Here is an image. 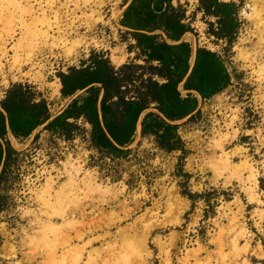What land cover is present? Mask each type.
Wrapping results in <instances>:
<instances>
[{"label":"rangeland","instance_id":"rangeland-1","mask_svg":"<svg viewBox=\"0 0 264 264\" xmlns=\"http://www.w3.org/2000/svg\"><path fill=\"white\" fill-rule=\"evenodd\" d=\"M234 1L239 25L231 41L208 33L207 20L195 11L198 0L173 1L185 9L195 32H190L194 43L183 39L192 48L217 52L231 78L213 96L196 97L197 108L172 122L179 136L176 148L167 150L153 135H141L144 115L158 112L153 105L119 156L94 146L83 118L73 122L69 138L41 126L17 139L23 147L11 143L15 152L0 179V264L76 259V264H264V0ZM9 2L0 0V42L5 39L8 48L17 43L24 59L32 18L17 9V17L6 22L14 9ZM44 2L63 23L79 25L75 38L85 36L68 57L63 48L55 49L37 80L23 76L3 85L0 75V100L12 84H29L56 113L69 101L60 97L57 73L80 66L91 51L103 52L116 67L120 63L113 56L121 64H145L136 57L135 39L120 24L129 0ZM13 55L10 51L9 62ZM178 89L188 93L182 84ZM47 240L59 243L55 259Z\"/></svg>","mask_w":264,"mask_h":264},{"label":"trees","instance_id":"trees-1","mask_svg":"<svg viewBox=\"0 0 264 264\" xmlns=\"http://www.w3.org/2000/svg\"><path fill=\"white\" fill-rule=\"evenodd\" d=\"M238 10L234 0H198L195 9L207 20L208 33L230 41L239 25ZM185 12L181 6L173 5L172 0H130L120 24L135 39L139 50L136 57H141L145 64L131 61L116 67L103 52L91 51L80 66L59 71L60 97L71 96L78 90L83 93L73 98L44 128L60 130L69 138L75 126L73 122L83 118L91 126L94 146L119 156L128 150L126 146L135 133L140 114L153 105L159 113L149 111L144 115L141 135H153L157 144L167 150L176 148L179 136L177 124L172 121L197 108L196 97L190 92L182 96L177 88L188 72L192 51L188 41L179 40L185 32L195 34ZM167 39L179 42L170 43ZM230 79L221 56L197 46L183 88L194 90L206 99L228 86ZM35 98L32 86L19 82L12 84L0 100L5 112L0 110V139L5 145L0 141V179L15 152L6 139L7 125L16 138H26L51 116L46 100ZM3 206L4 198L0 194V211Z\"/></svg>","mask_w":264,"mask_h":264},{"label":"bare ground","instance_id":"bare-ground-1","mask_svg":"<svg viewBox=\"0 0 264 264\" xmlns=\"http://www.w3.org/2000/svg\"><path fill=\"white\" fill-rule=\"evenodd\" d=\"M9 1H10L9 3L11 4L12 7H14V9L9 11L10 12L9 17L8 18L6 17L7 18L6 20L8 19L9 20L6 22L9 23L10 21L13 20V18L17 17L16 16L18 14L17 9H19L21 13H27L28 15H30L29 17L32 18L31 19L32 21H30V23L28 24L29 26L27 27L30 29L28 33L29 35H27L30 42H29V52L24 59L19 58L20 49H18L19 46L17 45V43L13 44L10 48H8L9 44L5 39H2L0 42V46H1L0 75H1V81L3 85H7L10 81L14 79L17 80L18 78L23 77V76L28 77L32 80L39 79V77L41 76L40 70L44 69V61H48L51 55H55L54 53L55 49L63 48L64 55L68 57L72 54L74 47L79 46V44L82 42V39L85 36L83 35L82 36L83 38L81 39L75 38V36L78 37V35H80L79 25H76L75 22L72 20L68 23L67 22L63 23L58 12L52 10V5H49L48 4L49 2L46 3L44 2V0H25V5H23L20 0H9ZM102 3L103 1H101L97 5L100 6ZM51 13H53V15H51ZM85 27L87 31H89L92 29V24H88L87 22ZM12 30H13V27H12ZM10 31H11V28H10ZM73 34L75 35L73 36ZM8 36L10 37V35ZM27 36L25 37L27 38ZM184 37H189L192 43L195 42L194 36L191 33L185 34ZM84 43L87 44L89 42L85 41ZM10 51L14 52L13 61L11 62L7 60ZM193 58H194V47H193L190 63H192ZM112 59L117 64L119 63L121 64L120 58L113 56ZM7 64L9 65L8 73H6L5 71V67ZM25 65H30L29 69L26 71L23 70ZM193 93L195 94L196 97L201 98L200 95L196 91H193ZM11 140L14 146L23 147V144H21V142H18V140L15 137H13V135L11 136ZM223 161H225L224 162L225 166L229 165L227 158H225ZM66 173L69 174L68 177L70 179L69 180L70 183L72 181L74 182L73 180L74 176H73L72 171H70V169H67ZM49 180L50 178L48 177L46 186H50ZM67 196H69V194ZM71 196L73 197L72 199L76 197L74 192L70 194V197ZM143 238L144 239H143V242L141 243V247L145 248L146 247V236ZM58 246H59L58 242L51 241V240L46 241V248H47L48 254L50 253L51 256L54 257L53 259H55ZM76 263H77V259L70 262V264H76Z\"/></svg>","mask_w":264,"mask_h":264},{"label":"crops","instance_id":"crops-1","mask_svg":"<svg viewBox=\"0 0 264 264\" xmlns=\"http://www.w3.org/2000/svg\"><path fill=\"white\" fill-rule=\"evenodd\" d=\"M173 1L174 0H172V4H173ZM222 1H229V0H222ZM129 2H130V0H129ZM128 2V3H129ZM128 5V4H127ZM126 5V6H127ZM174 5V4H173ZM126 8V7H125ZM124 11V10H123ZM186 33V32H185ZM184 33V34H185ZM187 33H190V32H187ZM186 33V34H187ZM192 33V32H191ZM182 35V37H181V39L179 40V41H182V40H184L183 39V36H185V35ZM168 40H170V39H167V41ZM172 42H170V43H176V42H179V41H173V40H171ZM185 41H187V40H185ZM169 42V41H168ZM189 42V41H188ZM190 43V42H189ZM191 45V44H190ZM192 51H193V48H192ZM192 51H191V53H190V59H189V69H188V72H187V74H186V76L190 73V71H191V69H192V66H193V62H194V58H195V52H196V47L194 48V58H193V61H192V63H190L191 62V55H192ZM121 65V64H120ZM119 66V65H118ZM186 76L183 78V80L179 83V84H182V87H183V82H184V80H185V78H186ZM59 79V78H58ZM61 84V83H60ZM61 87V86H60ZM177 88H178V86H177ZM184 89V88H183ZM179 90V89H178ZM186 90V89H185ZM59 91H60V88H59ZM180 91V90H179ZM187 92H190V93H192L194 90H186ZM83 93V90H78V91H76L73 95H71V96H68V97H64L65 99H69V101L66 103V105L65 106H63V107H61L56 113H52L51 111H50V109H49V112H50V118L46 121V122H44L43 124H41V125H39V126H37L30 134H29V136H32V134L35 132V131H37L41 126H43L44 127V125L48 122V121H50L54 116H56L57 114H59L68 104H69V102L73 99V98H75L78 94H82ZM198 93V92H197ZM199 94V93H198ZM39 96H36V98H35V100H38L40 97H42V98H44L45 99V97L44 96H42V95H40V94H38ZM101 95H102V92H100V95H99V99H100V97H101ZM187 95V94H186ZM185 95V96H186ZM193 95V94H192ZM200 95V94H199ZM183 96V95H182ZM193 96H195V95H193ZM63 97V96H62ZM196 97V96H195ZM201 97V96H200ZM200 99H202V98H200ZM46 100V99H45ZM46 103H47V101H46ZM48 106V105H47ZM49 108V107H48ZM148 109V108H147ZM146 109V110H147ZM0 110H2L3 112H4V110L1 108V105H0ZM145 110V111H146ZM145 111H143L141 114H140V116H139V118H138V121H137V123H136V128H135V132L137 131V128H139V119H140V117H141V115L145 112ZM5 113V112H4ZM159 113V112H158ZM69 120H72V119H69ZM142 121V120H141ZM141 121H140V126H141ZM172 122H174V121H172ZM88 123V122H87ZM89 124V123H88ZM13 134H12V132H11V130H10V128L8 127V125H7V133H6V139L7 140H9V142H10V144L12 143V140L10 141V139H11V136H12ZM13 137H15L14 135H13ZM16 138V137H15ZM16 139H18V138H16ZM0 141H1V143H2V145H3V147L5 146L4 145V141L2 140V139H0ZM13 144V143H12ZM12 146V145H11ZM3 158H4V156H3ZM3 158H2V160H3ZM1 167H2V163L0 164V170H1Z\"/></svg>","mask_w":264,"mask_h":264}]
</instances>
